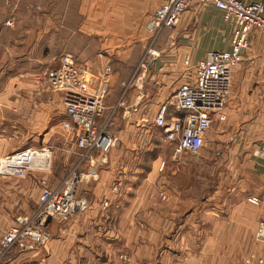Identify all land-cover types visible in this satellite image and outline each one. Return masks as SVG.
I'll list each match as a JSON object with an SVG mask.
<instances>
[{
	"label": "crops",
	"instance_id": "0c3cea01",
	"mask_svg": "<svg viewBox=\"0 0 264 264\" xmlns=\"http://www.w3.org/2000/svg\"><path fill=\"white\" fill-rule=\"evenodd\" d=\"M71 1L75 6L65 1L62 14L55 0H0L3 51L25 45L27 38L16 33H35L29 41L52 55L49 64L65 51L77 53L93 88L110 66L106 111L98 122L110 123L115 146L108 154H94L95 163L82 162L76 136L63 128L64 94L46 84L41 89L35 81L11 80L10 88L29 91L0 98V157L53 148V173L45 177L55 187L76 170L82 175L78 196L89 207L52 223L44 245L14 249L0 263L121 264L118 255L125 254L129 264H241L249 240L244 231L256 232L259 219L250 200L264 203V43L259 31L233 71L226 119L215 117L205 144L210 159L201 165L188 152L175 156L154 119L182 84L195 79L209 53L232 50L234 22L213 5L190 9L175 29L162 33L161 56L150 60L137 80L149 45L147 23L166 0ZM133 79L127 107L115 111ZM174 116L181 113L170 107L169 118ZM216 154L218 175L197 179L196 171L210 170ZM45 177H0V237L18 217L36 210ZM197 180L202 191L196 190ZM213 181L218 186L208 185Z\"/></svg>",
	"mask_w": 264,
	"mask_h": 264
},
{
	"label": "built area",
	"instance_id": "2783aa9c",
	"mask_svg": "<svg viewBox=\"0 0 264 264\" xmlns=\"http://www.w3.org/2000/svg\"><path fill=\"white\" fill-rule=\"evenodd\" d=\"M213 5L224 13L227 21L235 24L230 52L209 53L196 71L195 79L182 84L174 97L160 107L154 125L161 129L165 140L174 147V155L188 152L198 156L205 147L207 137L218 117L226 119L224 111L232 89L234 69L243 61V51L248 48L255 31H259L264 43V2L247 3L243 0H166L151 16L146 29L150 42L138 66L135 77L146 70L150 60L161 56L157 43L162 33L175 29L183 15L194 7ZM13 25V21H9ZM170 42V41H169ZM186 65H189L187 60ZM107 67L93 88L85 70L73 54L60 58L58 68H49L44 73L51 88L64 94L66 120L63 128L77 138L83 151L82 162L95 163L94 154L99 151L108 154L115 146V138L109 133L107 124L99 125V119L106 111V99L110 92ZM134 77V78H135ZM192 77V75H191ZM133 79L125 86V92L115 110L127 104V94ZM170 107L181 116L169 118ZM53 154L49 148L29 149L0 160V176L24 179L32 172L49 173L52 170ZM82 175L76 170L69 174L56 189L43 182L38 210L32 216L18 219V223L7 230L0 240V260L14 249L26 250L44 245L48 227L52 222L83 211L88 202L78 196ZM163 200L167 197L163 195ZM252 203L258 204L257 199ZM264 237V224L259 228ZM263 264V261H258Z\"/></svg>",
	"mask_w": 264,
	"mask_h": 264
},
{
	"label": "rangeland",
	"instance_id": "374dc122",
	"mask_svg": "<svg viewBox=\"0 0 264 264\" xmlns=\"http://www.w3.org/2000/svg\"><path fill=\"white\" fill-rule=\"evenodd\" d=\"M65 1H67V0H55L56 7L61 9L62 14H63V6H64ZM68 1L69 2L67 4H69V5L71 4L73 7L75 6V3L73 1H71V0H68ZM74 19H75V17L73 15L68 14V19H67L68 21H72L75 23ZM16 34L20 38H22V37L27 38V40L25 41V45H21L20 48H17L15 50L13 49L14 51H3L2 41H0V98L2 95L6 96L7 94H12L13 91H23L22 92L23 95L27 94L26 92L29 91L28 89L24 90V89H12V88H10V87H12L11 86V80H13V79L14 80H21V81H26V80L35 81V84L38 85V87L41 89L44 88L46 85L49 86L48 81L45 80L46 78L43 77L45 71L49 68H58L60 58L66 54L75 55V57L77 58V60L79 62V56L77 53H75L73 51H65V52H63L62 55H60L58 57H52L54 59V61H53L54 63L51 62L49 64V60L51 59L52 55L46 56L47 53H45L43 51H38V49L36 50L34 47H32L34 44L33 43L34 41L33 42L29 41L30 37H31V40L34 39L35 33H27L26 31H20ZM37 34H39V33H37ZM149 42H150V35H149ZM52 89L55 91H59V90L54 89V88H52ZM124 92H125V87H124ZM127 105L128 104H126L125 106H119L115 111L118 112L119 109H123V108L127 107ZM5 117L11 118L10 115L9 116L5 115ZM5 121L6 120H4V122ZM102 124L103 125L107 124L108 131L110 133V130H109L110 129V123L108 124V123L104 122ZM5 129H7V128H5ZM43 148H49L52 151V154H53L52 170L49 173H44V172L43 173L32 172V173H41L44 175V177H45V175H47V176L49 175V177H50V175L53 173V166H54V159H55L53 148L48 147V146H44V147H40V148H30V149L41 150ZM27 150H29V149H27ZM206 150H207V148L204 147L198 156L193 155V157L192 156H188V157L196 160L197 163H201V165H203V162H202L203 160H207V159L209 160L210 159V156H209L210 153L206 152ZM23 151H26V150H23ZM8 156H11V155H8ZM5 157H7V156L0 157V160L2 158H5ZM206 157H208V158H206ZM219 160H220V157L218 154H216L213 157V159L210 161V168H211L210 170L205 171V172L202 169L197 170L196 171L197 179L204 177V176L218 175ZM71 170L72 169L69 168L68 172ZM73 172L74 171H72V173ZM70 174H71V172H70ZM0 177H2V176H0ZM7 178H13V177H7ZM17 180H22V179H17ZM198 181L199 180H197L196 190L202 191L203 189L198 186V184L200 182V181L199 182ZM43 182H46V185L49 186L51 189H56L60 186L62 181L57 186L54 187L50 184L49 178L45 177L41 180L42 190L44 188ZM208 185L211 186L212 188L218 186L214 183V181H213V183L208 184ZM41 193H42V191H41ZM40 196H41V194H40ZM40 196H39V200H40ZM251 200H250V202H251ZM252 204H254V203H252ZM254 205L257 206V208H258L259 219L257 222H255L256 232L255 231H253V232L244 231V236L245 237L248 236L249 240L247 243H245L246 248H242V251L243 252L246 251L247 253L241 255V259H242L241 264H259L258 261H263V264H264V237H261L259 235V228H260L261 224H264V203L262 204V202H260L258 204H254ZM38 207H39V202H38V206L34 212H32L30 214L22 215V216L18 217V219L22 218V217H26V216H32L38 210ZM18 219H17V223H18ZM52 223H54V222H52ZM16 224H14V225H16ZM14 225H12V226H14ZM12 226H10L8 229H6V231L9 230ZM4 233L0 237V240L2 239ZM47 236L49 238L48 233H47ZM247 244H248V246H247ZM118 259L120 260L121 264H129V258L125 254H119Z\"/></svg>",
	"mask_w": 264,
	"mask_h": 264
}]
</instances>
